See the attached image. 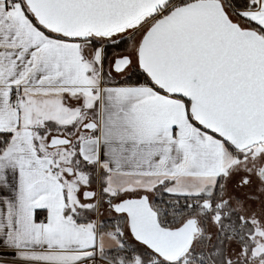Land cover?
I'll return each mask as SVG.
<instances>
[{"label":"snow or ice","instance_id":"obj_1","mask_svg":"<svg viewBox=\"0 0 264 264\" xmlns=\"http://www.w3.org/2000/svg\"><path fill=\"white\" fill-rule=\"evenodd\" d=\"M0 264H264V0H0Z\"/></svg>","mask_w":264,"mask_h":264}]
</instances>
